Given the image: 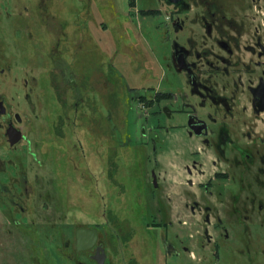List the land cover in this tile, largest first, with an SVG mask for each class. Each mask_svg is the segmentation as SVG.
<instances>
[{
  "label": "flooded vegetation",
  "instance_id": "1",
  "mask_svg": "<svg viewBox=\"0 0 264 264\" xmlns=\"http://www.w3.org/2000/svg\"><path fill=\"white\" fill-rule=\"evenodd\" d=\"M160 1L169 8L168 31L173 37L165 47L163 61L173 79L166 89L126 84V99L122 105L134 100L139 110L144 109L158 120L169 122L166 130L184 133L187 141L182 153L171 143L172 148H176L174 153L183 158L180 164L173 163L176 171L172 185L157 156L158 134L150 140L151 156H146L154 166L150 170L143 168L140 152V145L146 141L137 140V147L130 149L133 152L119 154L124 163H116L119 149L115 146L122 147L125 140L115 137L110 116L104 118L106 131L102 139H98L103 143L104 152L93 154L90 148L97 142L95 139H89L88 148L85 147L76 133L79 119L88 112L91 119L90 115L95 113V97H100L98 103L104 113L111 111L108 95L110 97L112 82L107 70L98 71L103 78L104 93L100 94L97 88L93 91L98 90V95L91 90L82 91L80 83L85 82L84 78L78 79L64 61L58 40L50 49V62L64 84L59 89L60 94L58 88L51 85L58 100V111H61L55 123L58 125L55 134L64 138L60 139L62 147L58 151L62 153L64 165L77 172L81 166L73 157L75 150L77 155L74 156L80 159L86 180H79L78 176L73 181L89 190V197L97 201L99 209L93 210V215L97 214L93 219L72 217L69 229L57 230L52 237L48 228L28 230L31 238L41 232L40 235L52 243L40 247L43 257L40 260L47 262L53 254L60 259V264H122L128 260L136 263L139 257L145 256L146 262L152 264L159 260L167 262L176 252L175 243H179L189 254L193 246L200 248L198 256L193 254L191 264H219L218 261L222 257L224 261L228 255L233 257V264H264V21L248 22L253 30L243 38L244 22L237 19L239 1ZM15 12L21 17L16 20L17 26L10 31L5 24L0 32L10 35L20 34L22 30L24 36L28 35L26 42L31 37L26 11L16 8ZM64 28L60 25L53 29L62 36L66 35ZM3 44L1 38L0 53L10 57L7 44ZM25 73L28 75L23 80L25 110L38 117L36 111L40 102L33 105L31 99L35 78L31 69ZM0 74L15 80L9 59H0ZM91 79L95 84L94 74ZM10 87H13L12 82L3 84L4 90L0 88L2 140L9 147L6 148L8 170L0 158V172L5 176V179L0 176V188L4 187L8 204L23 212L25 208L20 202L28 199L31 189L40 190L49 184L51 177L29 170L34 159L30 152L37 150L22 154L21 150L13 148L26 138L23 125L28 124L29 118L12 110ZM124 115L125 128L126 112ZM12 128L18 129L21 136L10 144ZM93 128H96L95 122ZM7 129H10L8 133ZM142 134H146L144 129ZM44 151L47 154V150ZM10 157H17L19 162L12 164ZM127 157L135 163L132 170L129 165L125 166ZM128 178L133 179L128 181ZM37 196L44 200L42 209L49 210L50 200L54 199L49 192L37 191ZM139 213L150 215L144 229L136 220ZM145 232L148 235L143 234ZM191 232L201 235L193 237ZM134 236L138 239L132 242ZM183 237L187 238L185 243ZM212 245L214 249L210 250ZM150 246L154 258L148 255Z\"/></svg>",
  "mask_w": 264,
  "mask_h": 264
},
{
  "label": "rangeland",
  "instance_id": "2",
  "mask_svg": "<svg viewBox=\"0 0 264 264\" xmlns=\"http://www.w3.org/2000/svg\"><path fill=\"white\" fill-rule=\"evenodd\" d=\"M236 1H239L240 5L237 19L244 22L245 27L241 28V31H244L242 37L246 38L253 30L252 26L247 24L248 22L264 21V0ZM248 4H252L250 9L246 8ZM15 7L26 11L25 16L29 21L31 37L25 42L28 35L24 36L22 30L20 34L15 32L10 35L8 32L4 34L0 32V39L2 38L4 46L7 44V50L9 49L11 54L10 57L9 55L3 57L0 53V59H9L15 76V80L11 81L5 75L0 74V88L4 90L3 84L13 83V87H10L8 91V94L12 95V98L8 95L12 104L11 108L19 112L23 118H29L28 124L23 125V134L26 138L20 140L13 148L16 151L21 150L22 154H25L27 150H37L35 153L30 152L34 159L29 170L39 175L45 173L47 177H51V181L40 190L31 189L28 199L20 202L25 208L23 212L8 204L3 192L4 187L0 188V264H60V259L55 258L53 254L47 262L39 261L40 247L42 249V245H52V243L45 240V236L40 235L41 232H37V235L31 238L27 231L48 228L52 237L57 230L69 229L72 217L81 220L96 217L97 214L94 216L93 210L96 208L97 212L99 205L96 200L89 197L88 189L73 181L78 176L79 180H86L82 163L74 156L77 155L75 150L72 151L73 157L76 162L79 161V167L81 166L77 172L73 171L72 167L64 165L62 153L58 151L62 147L60 139L64 138L55 134V129L58 127L55 123L61 111H58V100L51 85H55L59 93V89L64 84L50 62V49L60 40L64 61L69 64L78 79L84 78V83L79 82L82 91L88 92V90L93 91V88H97L100 94L104 93L103 78L99 76L98 71L107 70L112 82L110 97L108 95L112 104L111 111L104 113L101 104L98 103L100 97H95L93 100L96 103L95 113L90 115L91 119L88 117L90 112L79 119L76 133L78 138L85 143V147L88 148L89 139H95L97 142L94 147L90 148L93 149V154L104 152L103 143L100 144L98 139H102L106 131V128L104 130L106 123L104 118L110 116L115 137L125 140L122 147L115 146L119 149L116 163L121 165L124 163L119 154L133 152L130 149L137 147V140L146 141L147 143L141 142L140 152L143 156V168L150 170L154 166L146 159V156H151L150 140L158 134L160 139L156 144L157 156L162 164L161 168L166 170V179L169 178L170 185H172L176 171L173 163L180 164L183 161V158L174 152L176 148L180 153L185 149L183 145H186L187 140H185L184 133L176 129L166 130L170 126L169 122L158 120L150 112L145 113L144 109L139 110L134 100H129L130 102L122 105V101L126 99V84L132 87L154 85L166 89L169 81L173 79L172 73L163 61L165 47L170 44L173 37L168 31L169 8L160 0H0V27H6V24L12 31L13 26H17L16 20L19 21L21 17L16 15V12L14 13ZM8 19L13 23L6 22ZM46 25L48 28L45 27ZM60 25L65 27L66 35L61 36L54 32L53 28ZM30 69L35 78L31 99L34 101L33 105L40 102V108L35 110L39 113L38 117L25 110L26 105L23 99V80L25 76L28 77L25 71ZM93 74L96 79L95 84L90 82L93 81L91 79ZM93 92L98 95V90ZM125 112L127 124L124 128L122 123ZM42 115L44 116L41 120ZM92 118L95 122V129ZM0 122L2 124L1 119ZM159 124L165 128L160 126V129H156ZM62 127L65 126L62 125ZM121 129L124 130L123 134H121ZM143 129L146 134L141 136ZM3 130L4 126L0 125V158L3 161L2 164H7L6 169L8 170L9 157L6 150L9 147L2 140ZM64 130L66 133L69 132L66 128ZM171 143L177 147L172 148ZM43 149L47 150V154L45 151L42 152ZM10 158L13 160L12 164L19 162L17 157ZM126 163L125 166L129 165V169L132 170L135 163L132 160L129 161V158ZM0 176L5 179L1 172ZM116 178L120 179L119 173L116 174ZM132 179L127 180L132 181ZM46 190L54 199L50 200L49 210L44 211L42 209L44 200L37 196V191L45 194ZM149 219L150 215L146 213H139L136 216L141 229L145 228ZM191 233L193 237L201 235L200 232ZM143 234L148 235L146 232ZM162 235L161 232L160 251ZM136 239L138 238L134 236L132 242ZM186 239L183 237L184 243ZM133 247L135 249L137 246ZM191 249L192 252L189 254L181 248L179 243H175L176 252L167 262L159 260L158 263L154 261L152 264H191L195 256L200 254V248L193 246ZM212 249H214L213 245L210 246V250ZM147 252L154 258L152 246ZM120 256H124V253ZM138 263L148 264L145 256L139 257L136 263L128 260L127 263L122 264ZM218 263L233 264V257L228 255L224 261L222 257Z\"/></svg>",
  "mask_w": 264,
  "mask_h": 264
},
{
  "label": "water",
  "instance_id": "3",
  "mask_svg": "<svg viewBox=\"0 0 264 264\" xmlns=\"http://www.w3.org/2000/svg\"><path fill=\"white\" fill-rule=\"evenodd\" d=\"M167 3H170L172 0H165ZM13 129V128H12ZM14 131L12 132V130L10 131V129H7V133L10 131L9 136H10V144L15 143L21 136V132L18 129H13Z\"/></svg>",
  "mask_w": 264,
  "mask_h": 264
},
{
  "label": "trees",
  "instance_id": "4",
  "mask_svg": "<svg viewBox=\"0 0 264 264\" xmlns=\"http://www.w3.org/2000/svg\"><path fill=\"white\" fill-rule=\"evenodd\" d=\"M36 229H37V228H36ZM38 258H39V261H40V259L43 258V257L39 256ZM38 258H37V260H38Z\"/></svg>",
  "mask_w": 264,
  "mask_h": 264
}]
</instances>
